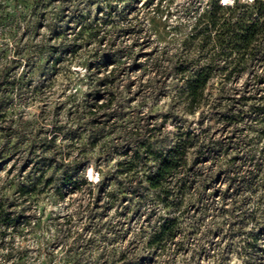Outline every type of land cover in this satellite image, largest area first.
Listing matches in <instances>:
<instances>
[{
    "label": "rangeland",
    "instance_id": "obj_1",
    "mask_svg": "<svg viewBox=\"0 0 264 264\" xmlns=\"http://www.w3.org/2000/svg\"><path fill=\"white\" fill-rule=\"evenodd\" d=\"M220 1L0 0V264L264 261V236L249 235L264 225V179L246 188L226 174L238 141L260 147L264 138L207 114L205 91L188 113L179 91L178 68L207 63L199 30L210 9L227 17L248 2ZM260 73L208 84L239 87ZM179 130L195 136L199 181L184 196L180 233L149 248L160 219L174 213L136 189L138 175L119 163L137 162L145 140L166 148ZM137 163L140 172L152 165ZM69 170L79 176L75 189L61 186Z\"/></svg>",
    "mask_w": 264,
    "mask_h": 264
},
{
    "label": "trees",
    "instance_id": "obj_2",
    "mask_svg": "<svg viewBox=\"0 0 264 264\" xmlns=\"http://www.w3.org/2000/svg\"><path fill=\"white\" fill-rule=\"evenodd\" d=\"M232 3L234 0L220 1L226 8H230ZM235 6L240 9L227 17L217 15L215 7L210 9L207 25L199 30L207 34V63L192 73L188 66L178 68L176 73L185 75L179 91L187 101L186 109L190 114H194L201 107L205 91L207 114L217 115L228 127L236 129L239 123L243 122V126L238 130L259 134L260 143L261 138H264V0L236 3L233 7ZM109 7L112 9L113 6ZM258 69H261L262 73L256 75L255 83H245L239 87L220 83L208 84L214 77L230 79L243 72L253 74ZM194 138L189 131L179 130L174 142L162 149L154 148L149 140H145L143 148L135 150L131 157V161L146 163L145 165L152 161V165L147 166L145 171L140 172L137 162L126 166L119 163L121 173L138 175L139 183L136 189L153 191L158 204L172 209L174 213L160 219L146 240L149 248L162 249L180 233L184 196L192 185L199 181L196 180L198 172L194 169L197 158L190 160L191 149L197 146ZM237 144L240 145V154L229 158L232 170H227L226 174L231 175L229 179L243 187L256 188L264 179V144L259 147L257 143L246 144L242 140ZM213 147L207 145V157L213 153ZM196 149L200 155L203 153L200 145ZM85 165H82V169ZM78 177L71 170L65 172L61 178V186L77 188ZM81 182L85 183L84 180ZM106 186V182L99 181L98 192L106 189ZM14 221L15 219L9 220L5 224H12ZM249 235L254 241L257 240V235L264 236V225L255 234ZM261 264H264V261Z\"/></svg>",
    "mask_w": 264,
    "mask_h": 264
},
{
    "label": "built area",
    "instance_id": "obj_3",
    "mask_svg": "<svg viewBox=\"0 0 264 264\" xmlns=\"http://www.w3.org/2000/svg\"><path fill=\"white\" fill-rule=\"evenodd\" d=\"M248 1H250V2H251V1H253V0H248Z\"/></svg>",
    "mask_w": 264,
    "mask_h": 264
},
{
    "label": "clouds",
    "instance_id": "obj_4",
    "mask_svg": "<svg viewBox=\"0 0 264 264\" xmlns=\"http://www.w3.org/2000/svg\"><path fill=\"white\" fill-rule=\"evenodd\" d=\"M225 2H227V0H225Z\"/></svg>",
    "mask_w": 264,
    "mask_h": 264
}]
</instances>
